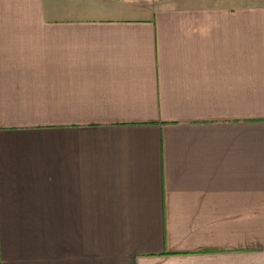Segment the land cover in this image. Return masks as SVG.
I'll return each mask as SVG.
<instances>
[{"label":"crops","instance_id":"obj_1","mask_svg":"<svg viewBox=\"0 0 264 264\" xmlns=\"http://www.w3.org/2000/svg\"><path fill=\"white\" fill-rule=\"evenodd\" d=\"M0 264H264V0H0Z\"/></svg>","mask_w":264,"mask_h":264}]
</instances>
